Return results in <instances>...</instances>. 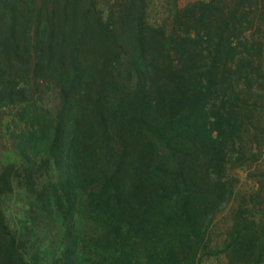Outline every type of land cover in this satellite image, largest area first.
Wrapping results in <instances>:
<instances>
[{"label":"rangeland","instance_id":"374dc122","mask_svg":"<svg viewBox=\"0 0 264 264\" xmlns=\"http://www.w3.org/2000/svg\"><path fill=\"white\" fill-rule=\"evenodd\" d=\"M44 4L48 19L67 30L72 29L74 15L88 20L87 43L102 34L111 43L106 51H82L93 77L90 86L75 93L74 143L68 154L60 145L72 102H67L68 77L60 79L55 70L59 48L51 52L53 67L43 69V264L253 261L264 241V23L257 7L264 15V4L43 0ZM140 31L145 35L141 45ZM142 55L156 59L160 71H170L173 84L183 85V99L190 100L174 95L168 73L156 79L139 73L135 63ZM33 66L16 77L28 91L0 101V175L10 178H0V254L5 264H42V69L37 65L35 71ZM70 70L69 64L61 66V73ZM134 94L137 100H131ZM175 100L203 105L213 147L199 149L193 158L180 148L165 166L169 150L160 141L162 130L156 123L170 121L171 110L182 109ZM67 165L85 187L81 216L63 196L67 189L61 172ZM140 188L147 205L152 202L156 208L149 227L142 231L130 217L118 247L102 248L99 239L105 232L115 235V224L99 226L98 218L89 215L88 203H95L102 191L103 204L97 201L101 209L118 202L136 215L140 208L134 193ZM78 220L85 229H77Z\"/></svg>","mask_w":264,"mask_h":264},{"label":"trees","instance_id":"16d2710c","mask_svg":"<svg viewBox=\"0 0 264 264\" xmlns=\"http://www.w3.org/2000/svg\"><path fill=\"white\" fill-rule=\"evenodd\" d=\"M39 2L40 0H0V101L11 100L14 96H17V94L21 95L23 91H28L25 85H21L20 82L16 80L19 72L27 73L33 65L35 71L37 65L40 70L42 69V6L40 7ZM259 3L264 4V0H259ZM256 4L258 3L256 2ZM262 6L264 7V5ZM257 7L261 15L259 19L264 23L263 11H260L261 8L259 5ZM46 8L44 4L43 69H50L53 67L51 65V52L59 48L60 62L56 63L55 70L57 73L59 71L60 79H66V77H68L70 85V96L67 102L72 103L67 105L68 108L64 123L67 132L63 130L64 134L60 145L63 153L68 154L74 143V141H72L74 120L72 119L75 117V102H78L75 98V93L77 90L81 91V88L84 86H90L93 77V74H91V66L89 68L84 66V55H82V51L84 52L86 49L90 53L92 51L93 53L106 51L111 40L109 37L102 34V37H99L100 39L98 41L87 43L88 20H83V18L74 15L72 29L70 28L67 30L61 22L54 20V18L48 19L45 13ZM78 19L81 24L78 22ZM144 38L145 35L140 31V33L137 34L139 45L144 43ZM130 43L134 45V39H132V42L130 39ZM33 59H36V62ZM67 64L71 65V70L67 74L66 72L61 73V66ZM135 65L139 73H150L155 79L159 73L163 72L160 71L156 65V59L150 60L143 55L140 59L136 60ZM163 73H168L166 74L170 81L168 85H170L171 88L175 87L173 89L175 91L174 95H180L183 99V94H185L182 88L183 85L180 83L173 84L174 77L170 71L165 69ZM131 100H137V95L134 94ZM186 100H190V98L184 96L183 101ZM175 102L180 103L178 105L181 106L180 108L184 109V113L182 112L181 116H179V111L182 109H172L170 121H166L162 125L156 123L162 130L160 131L162 132L160 141L166 145L167 150H169L165 166L173 162L172 157L180 148L181 151L185 150L187 152L186 154L193 158V156L195 157L199 154V149L203 150L205 146L207 149V145L213 140L211 132L207 127V122L209 120L204 114L205 110L203 105L197 102H179L177 100H175ZM163 104L169 106L168 102H163ZM184 104L187 106L185 107ZM188 104H191L189 108H187ZM179 139H184L185 142L181 143ZM210 146L213 147L211 144ZM150 159L152 163H154V158L150 157ZM149 165V163H145L146 167ZM61 175L67 189V192H63V196L72 206L74 205L73 209L75 213L81 216V211L86 199L81 189L85 187L80 186L83 183L80 182L81 179L79 175H75L72 169H69L68 165L62 169ZM0 178L5 182H9L10 179L6 173H2ZM134 195H136L137 199L133 201L136 203L138 202L137 206L140 208V212L136 215L133 214L132 210H128L127 207H122V205L119 206L118 202H113L106 208L103 207V209H101L97 201L101 200L99 203L101 205L103 204L102 202L106 195L102 193V191L96 195L97 198L93 199L94 201L97 200L95 203H88L89 215H95V217L98 218L97 223L99 226H102L104 223L106 224V222H114L115 224V235L112 232H110V235L105 232L104 237L99 239L98 243L102 248L107 247L113 251L118 247L119 237L125 233L126 225L130 217L134 218V223H136V225L139 224V229L142 231L149 227L151 216L154 215L156 208H152L154 205L152 202L150 205H147L149 202L147 198H142L145 195L143 188L135 191ZM158 206L162 208L163 204L160 203ZM1 216L0 214V220L2 219ZM198 222L199 220H195V223ZM75 226H77L78 230L85 229L84 223L80 222V220L76 222ZM102 229H105V227ZM111 254L113 255V252ZM96 258L98 259V256L95 257V259ZM95 262L97 261L95 260ZM0 264H5L4 254H0ZM238 264H264V241L254 255L253 261L245 260V262L241 261Z\"/></svg>","mask_w":264,"mask_h":264}]
</instances>
